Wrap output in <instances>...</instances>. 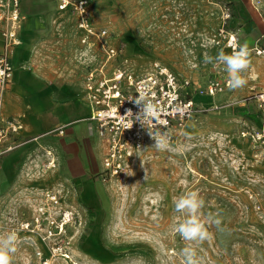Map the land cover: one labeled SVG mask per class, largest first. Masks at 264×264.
Wrapping results in <instances>:
<instances>
[{"label": "rangeland", "instance_id": "rangeland-1", "mask_svg": "<svg viewBox=\"0 0 264 264\" xmlns=\"http://www.w3.org/2000/svg\"><path fill=\"white\" fill-rule=\"evenodd\" d=\"M87 1L94 29L108 31L109 43L123 50L138 74L160 62L179 78H188L194 88L205 89L211 80L228 78L223 65L204 63L205 53L228 54L217 45L223 24L217 4L228 7L224 1ZM46 2L56 7L48 16V36L32 57L43 68L54 64L51 54L62 45L65 32L69 37L78 30L73 12L59 10L57 0ZM73 46L61 54L58 71L70 64L74 74H85L99 63L97 44L80 40L81 48ZM259 58L264 62V57ZM245 75L250 87L259 89L258 82L264 86V78H257L251 69ZM249 86L216 95L210 105L218 109L206 104L208 112L172 130L167 150L153 145L125 180L103 181V204L98 210L79 206L57 162L55 168L47 166L53 138H43L25 156L19 171L0 177V236L17 235L11 264H39L35 252L43 246L29 240L19 223L32 217L42 193L49 189L60 190L62 207L78 215L61 240L69 259H53L50 264H181V250L190 244L203 264H264V143L252 137L264 134V113L244 111L243 96ZM93 136L98 140L96 132ZM190 191L204 201L201 219L211 234L198 244L174 231V225L185 219L175 211L174 202ZM209 215L221 220L223 231L207 224Z\"/></svg>", "mask_w": 264, "mask_h": 264}, {"label": "built area", "instance_id": "built-area-1", "mask_svg": "<svg viewBox=\"0 0 264 264\" xmlns=\"http://www.w3.org/2000/svg\"><path fill=\"white\" fill-rule=\"evenodd\" d=\"M262 1L251 0V3L258 9L262 7ZM21 6V0H0V174L2 159L30 142L28 138H20L25 130L24 124L4 112L5 94L13 79L11 57L22 44L20 30L24 17ZM217 6L221 9L223 22L218 30L217 45L224 46L231 54L241 46L240 37L238 32L229 28L231 9ZM89 7L87 0H58L59 10L71 11L77 17V28L83 35L82 43L89 45L93 42L101 51L99 63L88 69L84 80L85 97L90 107L88 120L94 124L103 147L101 180L123 181L150 153L155 143L146 127L135 120L130 127L124 118L129 110L133 119L140 111L134 103L140 93H145L159 108L157 118L147 124L153 133L166 131L169 134L174 129L183 128L189 122L197 121L210 108L193 99L188 90L192 86L188 78H179L171 68L160 62H155L146 74L134 71L123 50L109 43L108 31L94 29ZM252 52L257 57H264V48L260 46H255ZM228 88V79H214L205 89L194 88V92L215 97ZM243 102L255 105L257 111L264 113V91L252 88ZM212 108L218 109V106ZM59 133L63 134V130ZM252 137L264 143L262 132L254 133ZM47 159V166L55 168L56 159L51 150L47 151ZM61 199L60 190L44 191L32 217L19 223V230L26 233L29 240H37L43 246L35 252L39 264H50L57 258L69 259L66 244L61 240L68 225L78 215L62 207Z\"/></svg>", "mask_w": 264, "mask_h": 264}, {"label": "crops", "instance_id": "crops-1", "mask_svg": "<svg viewBox=\"0 0 264 264\" xmlns=\"http://www.w3.org/2000/svg\"><path fill=\"white\" fill-rule=\"evenodd\" d=\"M223 1L228 4L232 13L229 28L238 32L240 44H247L251 53V66L246 74H249L251 69V73L263 79L262 63L264 62L252 52V49L255 46L264 48V0L262 7L258 9L251 0ZM21 3L24 17L20 30L22 44L14 50L11 57L13 79L5 94L4 112L6 116L16 118L24 124L25 130L20 138H28L30 142L2 159L0 177L5 174L8 176L12 170L13 173L19 171L25 156L30 151L33 152L43 138L52 136L51 151L57 164L66 174V185L73 186L71 189L79 206L87 210H98L103 204L100 195L104 191L101 180L103 166L100 163V158L103 161V147L99 140L94 139L95 127L88 120L90 107L84 90V80L88 70L85 74L81 71L76 75L70 70V64H66L65 68H62L63 71L57 69V62L62 53L66 54V50L73 44L81 48L82 32L77 28V34L69 37L65 32L62 45L56 46L54 54H51L54 64H49L47 68L40 67L35 61L37 59L32 57L48 36V16L52 15L50 12H53L56 6H51L46 0H21ZM52 32L54 31H50V36H53ZM50 43L53 41L50 40ZM1 46L0 37V48ZM226 51L230 54L227 49ZM256 85L259 89L250 87L247 82L246 86L249 88L243 100L252 88L256 91H264V86L259 82ZM190 92L198 104L216 106L210 105L215 104V97L207 101L201 98L199 93L194 92L193 86ZM244 105H246L244 109L246 113L257 111L253 104ZM60 130H63V134L59 133ZM52 132L53 134L48 135Z\"/></svg>", "mask_w": 264, "mask_h": 264}, {"label": "clouds", "instance_id": "clouds-1", "mask_svg": "<svg viewBox=\"0 0 264 264\" xmlns=\"http://www.w3.org/2000/svg\"><path fill=\"white\" fill-rule=\"evenodd\" d=\"M187 54V53H186ZM251 53L247 44L241 45L238 50H233L231 54H225L223 50L213 57L205 53L204 63L221 64L224 66V71L228 74V86L231 90H236L246 86L248 80L246 72L251 66ZM94 59V58H93ZM133 99V98H132ZM134 103L139 107L140 111L135 114L131 110L124 116L130 127L135 121L141 123L146 127L149 134L155 140L154 147L157 150H167L168 134L167 132L153 133L147 124L151 120H155L159 113L158 106L147 98L145 93H140L135 98ZM175 211L185 216L180 223L174 225V231L179 236L188 242L201 243L211 238V234L206 227V224L201 219V209L204 207V201L201 199L197 192L190 191L181 195L174 202ZM207 224L215 225L217 230L223 231L221 227V220L212 215L207 217ZM17 235L12 232L6 236H0V264H11V255L16 251ZM180 255L182 256L181 264H203V259L198 257L197 251L194 247L185 246Z\"/></svg>", "mask_w": 264, "mask_h": 264}, {"label": "bare ground", "instance_id": "bare-ground-1", "mask_svg": "<svg viewBox=\"0 0 264 264\" xmlns=\"http://www.w3.org/2000/svg\"><path fill=\"white\" fill-rule=\"evenodd\" d=\"M198 96H200V95H198ZM201 96H207V97H212V96H210V95H201Z\"/></svg>", "mask_w": 264, "mask_h": 264}]
</instances>
